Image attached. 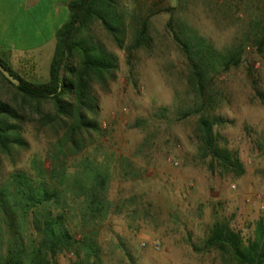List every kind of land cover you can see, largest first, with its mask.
<instances>
[{
	"label": "rangeland",
	"instance_id": "obj_1",
	"mask_svg": "<svg viewBox=\"0 0 264 264\" xmlns=\"http://www.w3.org/2000/svg\"><path fill=\"white\" fill-rule=\"evenodd\" d=\"M118 3L126 10L124 49L100 24L92 27L95 39L118 60L108 88L95 85L97 119L105 135L94 136L81 156L69 155L65 163L69 172L86 157L111 164L109 197L125 206L100 229L104 264H225L220 252L198 253L194 247L202 245L216 218L228 220L246 238L254 235L259 220L264 221V48L258 50L264 0ZM171 19L176 31H198L219 53L245 49L239 67L226 70L217 64L204 98L209 113L228 120L217 131L229 149L239 153L246 169L241 178L212 171L210 158L202 156L196 141L197 116L181 118L197 109L200 100L191 65L168 27ZM144 22L149 43L129 55L135 30ZM44 59L38 72L41 81L49 78V60ZM0 89L3 99L15 102V91L1 78ZM22 126L29 145L12 158L1 157L0 186L14 172L31 173L36 158L49 168V151L63 134L41 132L31 122ZM124 159L132 162L136 177L123 174ZM142 243H158L160 249L143 248ZM75 261L73 254L65 253L54 264Z\"/></svg>",
	"mask_w": 264,
	"mask_h": 264
},
{
	"label": "trees",
	"instance_id": "obj_2",
	"mask_svg": "<svg viewBox=\"0 0 264 264\" xmlns=\"http://www.w3.org/2000/svg\"><path fill=\"white\" fill-rule=\"evenodd\" d=\"M67 21L56 32V46L49 78L41 81L31 65L15 70L10 61L0 62L16 79L13 85L0 72L2 81L15 91V102L1 97L0 89V163L28 147L23 124H36L39 131L58 134L49 151L50 167L37 158L30 172L17 171L0 186V264H54L59 255L70 253L73 264H104L99 243L100 229L114 214L123 213L122 202L109 197L112 169L109 161L86 157L73 172L65 168L66 157L81 156L93 137H104L98 117L99 101L95 85L108 88L118 68L117 57L96 40L92 27L100 24L124 49L126 10L118 0H74L68 4ZM175 41L191 65L197 109L181 115L197 116L196 141L204 158H210L212 171L241 178L246 169L237 151L217 131L228 123L223 116L209 113L206 100L211 73L221 63L226 70L239 67L243 46L227 54L217 52L208 39L196 30H175L168 23ZM135 41L128 49L148 45V24L135 30ZM258 50L264 48V27ZM30 111V114H27ZM125 176L136 177L133 164L120 162ZM133 202V201H132ZM131 201L126 203L132 204ZM198 253L220 252L225 264H264V221L259 220L252 237L232 228L224 218H216ZM125 255L133 260L130 250Z\"/></svg>",
	"mask_w": 264,
	"mask_h": 264
},
{
	"label": "crops",
	"instance_id": "obj_3",
	"mask_svg": "<svg viewBox=\"0 0 264 264\" xmlns=\"http://www.w3.org/2000/svg\"><path fill=\"white\" fill-rule=\"evenodd\" d=\"M72 1L0 0V57L18 69L32 65L38 75L44 58L51 64Z\"/></svg>",
	"mask_w": 264,
	"mask_h": 264
},
{
	"label": "water",
	"instance_id": "obj_4",
	"mask_svg": "<svg viewBox=\"0 0 264 264\" xmlns=\"http://www.w3.org/2000/svg\"><path fill=\"white\" fill-rule=\"evenodd\" d=\"M0 72L3 74V76L9 80L13 85L19 86L20 81L16 79L0 62Z\"/></svg>",
	"mask_w": 264,
	"mask_h": 264
},
{
	"label": "built area",
	"instance_id": "obj_5",
	"mask_svg": "<svg viewBox=\"0 0 264 264\" xmlns=\"http://www.w3.org/2000/svg\"><path fill=\"white\" fill-rule=\"evenodd\" d=\"M258 199L261 200L262 199V196H258ZM142 247L143 248H151L153 249L154 251H159L160 249V246L158 243H153L151 245L147 244V243H142Z\"/></svg>",
	"mask_w": 264,
	"mask_h": 264
}]
</instances>
